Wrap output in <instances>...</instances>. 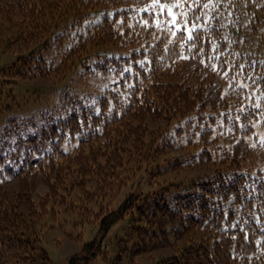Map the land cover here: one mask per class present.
Wrapping results in <instances>:
<instances>
[{"label": "trees", "instance_id": "16d2710c", "mask_svg": "<svg viewBox=\"0 0 264 264\" xmlns=\"http://www.w3.org/2000/svg\"><path fill=\"white\" fill-rule=\"evenodd\" d=\"M5 55L0 264H50L28 192L45 183L40 204L69 213L65 198L91 173L151 185L104 212L88 256L70 263L94 256L125 219L130 235L111 264L164 246L172 252L147 264H264V0H0ZM25 79L62 83L20 102L14 86ZM201 166L211 170L153 181ZM15 180L23 193L5 195Z\"/></svg>", "mask_w": 264, "mask_h": 264}, {"label": "rangeland", "instance_id": "374dc122", "mask_svg": "<svg viewBox=\"0 0 264 264\" xmlns=\"http://www.w3.org/2000/svg\"><path fill=\"white\" fill-rule=\"evenodd\" d=\"M167 10L169 14L174 15V10H172L171 7L168 6ZM14 47L12 53H17L21 48L24 49L20 42L16 43ZM7 58V55L0 58V67L6 63ZM191 62L192 61H189L188 58L185 57L181 64H184V67H187ZM61 83L59 82L56 85H61ZM56 85L53 84L52 79H33L29 82L25 79L21 80V83H17L14 86V93L16 99L22 102L23 99L33 94L32 91L42 94L41 92H48ZM158 124V121L151 119L150 117L146 118V130L154 131ZM148 138L149 136L144 132L143 139L147 140ZM139 147L142 149L140 144ZM173 153H180V150ZM133 155V152L121 155L122 158L126 159L128 166L134 165L133 162H135V159ZM168 155L163 154L161 158L164 159ZM210 170L211 168L208 166L179 169L160 175L153 181L157 184L164 183L168 180L178 181L206 174ZM101 171L103 172V170ZM129 173L130 171L125 170L122 175L123 177L126 176L125 178H128ZM106 174L107 175L104 177L101 176V183H95L94 177L96 178L98 176L91 173L89 175L91 178L86 182L87 187L73 186L71 188L67 197L68 199L65 198V200L72 203V206H69V209L71 210L69 213H67L65 206L59 205L55 201H47L45 205L42 204L43 206L40 204L43 194L47 191V185L45 183L41 181L36 183L34 189L31 192H28L31 202L30 209L34 208L42 213V219L37 224V228L44 239L42 246L48 255L50 264H111L110 261H112L116 255L117 244L120 241H123V239H127L130 235V229H128L125 219L117 220L104 234L101 235L100 239L102 240L99 252H97L95 247L90 250L94 252L95 255L89 257L86 261L81 259L78 260V257L76 259L78 262H69L74 255L82 256L84 259L88 256L89 251L85 252L82 248L84 247V244L91 242L95 238L98 239V221L103 216L104 212L112 209L114 204H118L123 196L131 189L136 190V188L139 187V189L144 192L150 189L149 185H151V183H149V179L147 180V176L139 174L133 179V181L125 184L123 179L121 180V177L118 179H112L111 175L108 173ZM142 178L144 179L142 180ZM7 188L8 192H6L5 195L8 194V196L11 197H14L17 193H23L20 189L18 180L8 183ZM140 190L134 192H141ZM60 193L64 194L62 191ZM18 198L23 199L20 196ZM65 205H68V203L66 202ZM24 206H26V203H24ZM24 206L20 205V209H24ZM84 220H87L88 222ZM147 252L149 253L137 255L134 258L133 264H147L151 258L157 259L158 257L169 255L170 252H172V249L171 247L164 246V248L154 249Z\"/></svg>", "mask_w": 264, "mask_h": 264}, {"label": "snow or ice", "instance_id": "6c2138e0", "mask_svg": "<svg viewBox=\"0 0 264 264\" xmlns=\"http://www.w3.org/2000/svg\"><path fill=\"white\" fill-rule=\"evenodd\" d=\"M191 38V37H190Z\"/></svg>", "mask_w": 264, "mask_h": 264}]
</instances>
